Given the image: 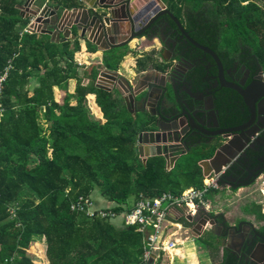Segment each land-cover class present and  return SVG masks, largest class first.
Here are the masks:
<instances>
[{
	"label": "trees",
	"instance_id": "trees-1",
	"mask_svg": "<svg viewBox=\"0 0 264 264\" xmlns=\"http://www.w3.org/2000/svg\"><path fill=\"white\" fill-rule=\"evenodd\" d=\"M27 1L0 0V76L7 72L0 95V264H34L26 248L36 235L45 238L48 264H141V233L109 218L72 212V204L97 193L118 214L141 195L199 189L198 163L213 152L201 160L192 153V161L175 164L169 173L161 158L144 164L138 150L141 121L114 99L113 94L120 98L116 91L95 85L96 69L95 78L79 72L78 41L57 43L48 34L25 31L32 18L19 6ZM162 1L222 60L242 55L251 70L259 67L264 74V8L256 0ZM35 5L57 6L60 14L73 8L74 0ZM128 54L113 55L117 59L105 68L116 71ZM85 56L83 48L78 57ZM69 80L76 81L73 94L67 92ZM56 88L63 93L59 102ZM88 94L95 96L104 121L88 107ZM244 119L234 116L226 126ZM254 207L262 215L261 207Z\"/></svg>",
	"mask_w": 264,
	"mask_h": 264
},
{
	"label": "flooded vegetation",
	"instance_id": "flooded-vegetation-1",
	"mask_svg": "<svg viewBox=\"0 0 264 264\" xmlns=\"http://www.w3.org/2000/svg\"><path fill=\"white\" fill-rule=\"evenodd\" d=\"M172 14L192 39L212 50L208 44L200 42L189 32L185 19L178 18L173 12ZM130 28L129 26V30ZM137 33H141L142 38L157 39L159 45L155 48L162 59L160 63L164 67L165 77H162L158 84H165L167 104L170 102L176 104L175 118L172 117L170 122L167 119L163 120V125L175 122L177 116H179V121H182L185 114L199 119L203 123V127L211 132L216 129L208 128H214L217 124L219 125L218 129L221 130L240 126L250 121L249 111L242 98L236 91L221 86L218 77L219 71L214 60L195 48L171 18L164 15L154 23L146 22L142 24ZM212 51L215 53L214 50ZM215 54L217 55V53ZM241 54L243 53L241 52ZM217 59L221 65L222 78L226 83L241 84L245 82L246 86L261 71L259 67L256 70H251L247 65L248 58L242 55L233 61L222 60L219 56ZM228 62L231 64L227 65ZM151 94L155 96L154 89ZM143 107L138 106L136 109L139 110ZM152 109L151 107L147 108L148 111H152ZM259 110L261 111L260 116L257 114L256 120L249 122L243 132L246 140H249L248 148L239 157L237 163L230 167L231 169L226 173L224 183H222L231 185V188H236L235 190H238L237 187L240 185L247 186V183L253 180L250 184L252 185L264 175L263 103L260 104ZM155 112L157 114L159 112L161 115L159 107ZM234 116H245V119L237 125L226 126V123H231ZM139 117L140 114L137 115V119ZM189 124L186 122L181 130L186 131ZM189 135H192L189 137L192 144H199L205 148L214 143H218L220 146L225 141L219 136L211 137L201 132H195L193 129H189L184 136ZM245 142L243 141V143ZM199 146L198 148H201ZM260 212L264 215L262 210ZM262 215H258L252 205L249 206L246 213L242 214V217L235 216L234 220H230L225 213L220 211L209 213L207 217H204L209 221V228L203 231V234L211 233L212 237L206 242L207 249L210 251L211 248L219 249L217 257L221 264H264V216Z\"/></svg>",
	"mask_w": 264,
	"mask_h": 264
},
{
	"label": "water",
	"instance_id": "water-1",
	"mask_svg": "<svg viewBox=\"0 0 264 264\" xmlns=\"http://www.w3.org/2000/svg\"><path fill=\"white\" fill-rule=\"evenodd\" d=\"M137 0H74L75 7L71 11H63L59 14L58 7L50 8L44 6L42 8L34 6L36 0H28L25 5L19 6L23 13H28L26 17L33 16L39 24L38 32L48 34L54 42H64L70 40L73 43L79 38H85L91 41L99 50H111L114 48L125 47L133 40L140 38L141 33H137L142 24L149 22L154 23L162 16H168L176 25L183 31L187 40L194 45L195 48L201 50L210 56L219 71V80L222 87L229 88L237 92L242 98L245 106L250 114V121H255L257 114L260 116L261 111L259 106L264 104V74L259 71L258 76L250 81L246 86L245 82L238 84L233 82L226 83L222 78V69L217 55L192 39L189 34L181 26L178 19L167 9L166 4L162 0H144V4L140 7L135 5ZM34 9V10H33ZM127 23L130 28L129 37H125L124 41L116 42L114 35L119 34L122 24ZM34 26V23L32 25ZM44 26L45 29H41ZM62 36V38H60ZM117 40V39H116ZM101 48V49H100ZM165 78V77H164ZM107 83L103 87L108 92L116 91L120 98L124 100L129 112L137 119V115H142L138 119L141 121L146 131L138 135V150L140 159L144 164L150 158H162L165 164L173 166L179 159L188 155L192 149L199 144H192L189 136H184L189 129L195 132L210 135L211 137H221L225 141L214 151V155L210 160L203 161L200 168L203 170V177L210 173L219 175L220 184L224 183V177L233 167L242 153L248 148L249 140L243 135L249 122L236 127L218 129V124L213 128L216 131H208L203 127V123L196 118L184 115V120L176 121L170 124H162L163 120L172 121L176 111L175 102L167 104L165 98V84L154 85L152 88L135 89L133 84L122 79L116 72L105 71L100 75V82ZM224 82V83H223ZM150 87V86H149ZM155 90V96L151 91ZM139 106L143 108L137 110ZM153 108L148 111L147 108ZM159 107L161 115L155 112ZM156 118V120H155ZM259 118V117H258ZM155 120V121H154ZM189 122L187 130H181L183 126ZM151 128V129H149ZM243 141H246L243 143ZM237 143V145H235ZM253 182L247 183V186ZM225 186V185H224ZM189 220V218H188ZM206 220H200L193 229L194 237L198 238L202 235V226ZM213 224V223H210ZM148 264H154L153 258L148 261Z\"/></svg>",
	"mask_w": 264,
	"mask_h": 264
},
{
	"label": "built area",
	"instance_id": "built-area-1",
	"mask_svg": "<svg viewBox=\"0 0 264 264\" xmlns=\"http://www.w3.org/2000/svg\"><path fill=\"white\" fill-rule=\"evenodd\" d=\"M156 1V0H154ZM37 25L30 26L26 32L37 31ZM80 64V61H77ZM7 77V72L0 76V95L1 85ZM100 84V79L96 82ZM2 112L0 106V113ZM173 166L166 167L170 172ZM264 176V175H263ZM259 177L261 181L258 191L264 198V178ZM219 175L209 174L202 179V187L199 189L191 188L185 190L179 195L162 193L155 197L141 195L128 210L122 207L124 211L115 213L114 209H96L93 200L90 197L80 196L72 204L71 211L84 214L88 218H109L113 221L119 220L118 224L126 227H134L137 232L143 235L144 252L141 264H148L153 258L154 264L160 258H183L181 247L194 237L193 229L200 220H205L211 213V203L206 199V195L212 189H222L219 182ZM264 212V204L262 205ZM189 218V220H188ZM209 228V221L206 220L202 226V232ZM195 238V237H194ZM172 264V261H170Z\"/></svg>",
	"mask_w": 264,
	"mask_h": 264
},
{
	"label": "rangeland",
	"instance_id": "rangeland-1",
	"mask_svg": "<svg viewBox=\"0 0 264 264\" xmlns=\"http://www.w3.org/2000/svg\"><path fill=\"white\" fill-rule=\"evenodd\" d=\"M256 2L258 3V5L261 8H264V0H256ZM34 6H35V3H34ZM26 15H28V13H25V16ZM29 17L32 18L30 25H32V23H34L35 25H37L36 27L38 30V28L40 26L36 22V18L33 16H29ZM41 29L44 30L45 27L42 26ZM137 39H135V40H137ZM143 40H144V43H142V40H140V39L137 40V42H135V49L132 51L130 50V53L127 52L131 55V57L128 58V60H126L125 66L122 67V69L126 70L127 71L126 73L128 75H129L130 66L132 63L131 58H133V63H135V64H137L138 56H140V55L141 56L150 55L148 57L150 62H151V60H153V58H152L153 55L155 56L154 59H158V61L160 59L159 55L157 54L158 53L157 49H155V47H157V45H159L157 39L150 40V39L143 38ZM78 45L80 47V43H78ZM145 45H146L147 50L145 49ZM86 47H87V44H86ZM95 49L96 48L94 47L91 49V51H94ZM86 50H88V48H86ZM80 51L81 50L79 49V52L77 54H79ZM124 54H125V52H122L119 56L121 57ZM113 55H117V53L114 52V53L110 54V52H107L106 55L104 56V58L116 60L117 58L116 59L113 58L112 57ZM86 59L90 60L89 57H87ZM74 60H75L76 64L78 65L79 72H81V73L85 72L87 75H89V77L95 78L93 68H91V67L87 68V67H89V65L91 66V63H87V62H86L87 64L83 63L82 60L78 57V55L74 56ZM122 60H125V58ZM122 60H121V62H124ZM77 61H80V64H78ZM150 62L148 65H150ZM85 68H86V70H84ZM85 82H86V80L83 82V84H85ZM32 83L33 84L35 83L34 80H32ZM100 84H101V82H100ZM33 86H35V84ZM103 87H105V85H103ZM32 88H34V87H32ZM58 89H55L56 99H57V101H61V97H62L63 93L59 92ZM59 90L61 91L62 89H59ZM113 95H114L113 96L114 99L118 103H121L122 101H124V100H121L117 94H113ZM72 102L75 104L74 100H71V103ZM140 117H142V115H140ZM212 152L214 153V146H210L208 148L204 147V148H201V150L198 153H196V156H194V155L187 156V158L186 157L183 158L181 161H179V163L185 164V162H187V161H192V160H190V158L193 156H194L193 159H198V160L208 158ZM188 155H189V153H188ZM191 163H193V162H191ZM263 178H264V176H263ZM261 181H263V180L257 179L255 181V183H253L252 185L240 188L238 190L222 189V190H211V191H209V193L206 195V199L209 200L211 203V214L213 212L220 211V212L225 213L226 216L230 218V220H234L235 216L242 217V214L246 213V210L249 209L250 205L254 206L255 204L256 205L258 204V205H260V207L262 209V205L264 204V198L262 197V194L260 193V191H258V189L260 188L259 184H261ZM92 196H93L92 200L97 203V201L100 197L97 195V193H94ZM93 204H95V203H93ZM133 205H134V202L131 201V206L133 207ZM94 207H95V205H94ZM112 207H115V205L113 204ZM95 208L96 209H99V208L100 209H107V208H103L100 206L95 207ZM108 208H111V207H108ZM114 223H119V220L116 219L114 221ZM211 238H212L211 233H209V232H205L204 234H202V236H200L198 238L191 237L190 240L187 241L181 247V249L183 250L184 254L187 255V258H189V260H194L195 254L197 256H199V255L205 256V255H207L206 242L208 239H211ZM45 249H46L45 238L43 236L36 235L32 238L29 246L26 248V254H27V256H29L32 259L34 264H48V259H47L46 254H45ZM187 263H188V260L184 261L183 264H187ZM156 264H167V259L164 257L160 258ZM176 264H178V263H176Z\"/></svg>",
	"mask_w": 264,
	"mask_h": 264
},
{
	"label": "crops",
	"instance_id": "crops-1",
	"mask_svg": "<svg viewBox=\"0 0 264 264\" xmlns=\"http://www.w3.org/2000/svg\"><path fill=\"white\" fill-rule=\"evenodd\" d=\"M144 2H145L144 0H137L135 2V5L137 7H140L141 5L144 4ZM74 7H75V5H74ZM73 8L64 9L63 11H71ZM129 33H130L129 25L127 23H125V25L122 24L121 27H120L119 34L114 35L115 41L116 42H122V41H124L125 37L126 38L129 37ZM60 38H62V36ZM139 39L142 40V43H144V40H143L142 37L138 38L137 40H139ZM137 40H133L128 45H125V47H119V48L117 47V48H114V49H111V50H107V51L104 50V51H102V50H99V48L95 47V45L93 43H91V41H88L85 38H79L78 37V40L77 41H78V43H80V50H81L80 52H82V49L83 48L85 49V52H86L85 58L84 59L80 58V59L85 64L91 63V66L90 65L89 66L91 68L93 67L94 69H96L98 71V75H97V78L95 80V85H97L96 82L100 79V75L102 74V72L110 71L107 68H105V63L107 61L108 62L110 61L109 58H104V56L106 55V53L107 52H110V54H111V53L116 52L117 55H120L122 52H125V53L126 52H129L130 53V50L132 51V50L135 49V42H137ZM66 41H70V40H66ZM85 43L87 44V47H86V44ZM94 47L96 49L94 50V52L91 53V49L94 48ZM86 48H88V50H86ZM145 49H146V45H145ZM157 54L159 55V53H157ZM76 55H78V54H76ZM149 56L150 55H143V56L140 55V56H138V62H137V64L133 63V58H131V62L132 63H131L130 72H129V75H128L126 73L127 71L124 70V69H122V67L125 66L126 60H128V58L131 57V55L128 54L127 56L124 57L125 60H122L124 58L121 59L124 62H120V64L118 65L119 67L117 68V70L116 71H111V72H116L119 76L122 77V79L129 80L133 84L134 88L137 89V90L138 89L140 90V89L145 88V87L150 88V87H152L154 85H157L158 84V81L161 80L162 77H164V74H163L164 67L160 63V61L162 60L161 57H160V55H159V58H160L159 61H158V59H154L155 56L153 55L152 56L153 60H151V62L148 59ZM87 57H89L90 60L89 59H86ZM149 62H150V65H148ZM143 63H145V65H143V67H142V64ZM88 83L89 82L86 79V82H85L84 85H87ZM103 85L107 86V83H103L101 81V84H99L98 86L102 87ZM75 87H76V81L75 80H69V82L67 84V92L69 94H73L74 93V90H75ZM56 89H58V88H56ZM58 91L61 92L59 89H58ZM111 92L113 94L114 93V90L111 91ZM55 94H56V92H55ZM86 98H87V102H88L87 103L88 104V107L90 108L91 112L94 114L95 118L104 121L103 118H102L101 110L97 106V104L95 103V96L92 95V94H88ZM72 104H74V103L72 102ZM137 105L139 106V104H137ZM204 112H203V115L205 114ZM200 114H202V112H200ZM141 127H144V126L141 124ZM143 131H146V130L144 129ZM211 146H214V151H215L219 147V144L218 143H214ZM199 147H201V146H199ZM201 148H204V147H201ZM201 148L196 147V148L192 149L191 151H193V152H190L189 155H187V156L192 155V153H198L201 150ZM206 148H208V147H206ZM213 155H214V153H213ZM187 156H185V157L187 158ZM185 157H182L181 159H179V161H181ZM161 160L163 161L162 158H161ZM208 160H210V159H208ZM179 161H177L176 164H178ZM203 161H207V160H201L198 163V166H200L201 162H203ZM164 164H165V162H164ZM166 167H167V165L165 164V169H166ZM173 167H174V165H173ZM200 169H201V176H202V179H203V170H202V168H200ZM220 185H221V187H223L222 189H227V190H229V189H236L234 187L231 188V185H227V184H220ZM243 187H247V186L240 185L237 188L240 189V188H243ZM222 189H218V190H222ZM212 190H216V189H212ZM94 203H95V207L100 206V207H103V208H108V207H111L112 208V205H113V204L111 205V203H107L106 201H104L101 198L98 199L97 203L96 202H94ZM218 250L219 249H216V248H211V251L207 249V252L209 253L208 256L207 255H205V256L204 255L197 256L195 254V259L194 260H189V258H187V255H185L183 251H182L183 252V258H180V257H175V258H171L170 257V258H166V256L164 258L167 259V264H170V261H172V264H176V263L183 264L184 261H187V260H188V263L187 264H221L220 259L217 257V251Z\"/></svg>",
	"mask_w": 264,
	"mask_h": 264
}]
</instances>
